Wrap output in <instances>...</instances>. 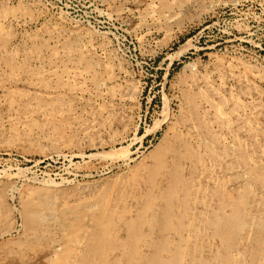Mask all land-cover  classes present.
I'll list each match as a JSON object with an SVG mask.
<instances>
[{
    "label": "rangeland",
    "instance_id": "374dc122",
    "mask_svg": "<svg viewBox=\"0 0 264 264\" xmlns=\"http://www.w3.org/2000/svg\"><path fill=\"white\" fill-rule=\"evenodd\" d=\"M0 264H264V0H0Z\"/></svg>",
    "mask_w": 264,
    "mask_h": 264
},
{
    "label": "bare ground",
    "instance_id": "6f19581e",
    "mask_svg": "<svg viewBox=\"0 0 264 264\" xmlns=\"http://www.w3.org/2000/svg\"><path fill=\"white\" fill-rule=\"evenodd\" d=\"M114 151H115V150H114ZM116 151H117V150H116ZM112 152H113V151H112ZM108 153H109V151H108ZM108 153H107V154H108ZM113 153H114V152H113ZM103 154H105V153L100 152V153H98V154H94L93 156H94V157H101V156L103 157ZM112 155H113V154H112ZM103 159H105V158L103 157ZM99 161H100V160H99Z\"/></svg>",
    "mask_w": 264,
    "mask_h": 264
}]
</instances>
